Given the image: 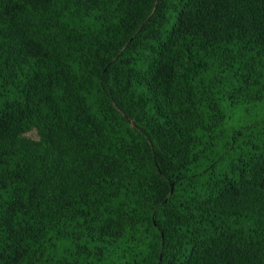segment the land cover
<instances>
[{
	"label": "trees",
	"instance_id": "trees-1",
	"mask_svg": "<svg viewBox=\"0 0 264 264\" xmlns=\"http://www.w3.org/2000/svg\"><path fill=\"white\" fill-rule=\"evenodd\" d=\"M0 264H264V0H0Z\"/></svg>",
	"mask_w": 264,
	"mask_h": 264
},
{
	"label": "rangeland",
	"instance_id": "rangeland-1",
	"mask_svg": "<svg viewBox=\"0 0 264 264\" xmlns=\"http://www.w3.org/2000/svg\"><path fill=\"white\" fill-rule=\"evenodd\" d=\"M29 136L33 137V138H36V134L34 131H31L29 133H27Z\"/></svg>",
	"mask_w": 264,
	"mask_h": 264
}]
</instances>
